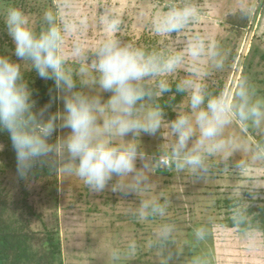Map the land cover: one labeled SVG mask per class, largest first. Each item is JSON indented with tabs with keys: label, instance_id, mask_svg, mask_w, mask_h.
I'll return each instance as SVG.
<instances>
[{
	"label": "clouds",
	"instance_id": "obj_1",
	"mask_svg": "<svg viewBox=\"0 0 264 264\" xmlns=\"http://www.w3.org/2000/svg\"><path fill=\"white\" fill-rule=\"evenodd\" d=\"M203 14L193 0L152 14L137 11L138 26L153 36H185L174 47L146 49L121 38L126 12L110 4L89 12L72 0H58L34 20L13 0H0V29L19 61L0 54V132L8 133L17 175L26 179L37 164L46 165L90 192L110 186L124 197L134 194L139 203L128 204L125 214L153 224L142 241L130 237L109 246L108 264H127L141 252H153L159 264H174V256L183 253L180 230L168 218L171 202L151 180L158 169L205 182L221 171L237 176L236 198L242 190L254 200L264 192V141L253 145L247 139L264 138V86L245 70L226 92L209 89L208 79L227 69L228 57L209 32L190 31ZM93 17L95 37L89 34ZM31 74L53 82L49 102L39 109L29 88ZM177 94L179 104L165 99ZM56 102L62 108L51 111ZM169 112L174 119L167 118ZM233 126L236 132L226 135ZM145 135L162 138L156 153L142 146ZM235 153L245 158L230 168ZM230 220L218 224L209 218L194 227L186 241L192 254L183 264H207L198 249L213 229L240 232L245 252L254 255L261 242L248 226L246 206L234 203ZM169 245L176 251L166 252Z\"/></svg>",
	"mask_w": 264,
	"mask_h": 264
},
{
	"label": "rangeland",
	"instance_id": "obj_2",
	"mask_svg": "<svg viewBox=\"0 0 264 264\" xmlns=\"http://www.w3.org/2000/svg\"><path fill=\"white\" fill-rule=\"evenodd\" d=\"M56 2L58 0H36L28 3L13 0V3L29 12L34 20H38V15L44 7ZM72 2L89 12L102 3L110 4L126 12V23L121 38L134 41L141 47H146L140 42L145 39L144 37L148 36L152 41L161 38L153 36L146 29L138 26L135 20L136 12L144 10L152 14L170 5L169 2L163 3L157 0H72ZM193 2L201 6L204 14L190 31L209 32L212 38L222 45L228 57L227 69L223 73L210 77L207 84L219 76L225 81L224 91L226 92L233 79L241 71L246 70L257 83L264 86V0H193ZM245 23L247 25L241 28L242 31L239 34L237 29ZM5 33L0 29V51L11 55L12 60L19 62L10 50L3 49L4 44L9 42L4 41ZM89 34L93 37L99 35L94 17ZM184 38V35L176 37V39ZM176 39L170 38L169 44H165L164 47H174ZM234 51L237 52V58L232 63L229 59ZM184 74L178 73L176 77ZM107 95L105 94V98ZM58 108H62V104L54 103V111ZM237 128L238 126H233L227 129L226 135L235 133ZM258 137L264 141V138L255 134L248 135L247 139L255 145L257 142H262ZM162 142L159 136L141 137V144L149 153H156ZM2 146L0 152L5 158V151L10 152L8 151L10 148L5 144ZM244 158V153H235L229 167L231 168L235 161ZM219 167L222 169L223 164ZM61 178L64 186L58 179L57 193L45 176L32 180L28 177L23 183L17 173L11 171L7 182L14 200H19L26 195L24 191L28 193L26 199L36 211L33 219L37 229L43 230L45 226L59 229L64 239L65 264H108L109 246L123 244L130 237L142 241L151 232L153 228L151 222L139 224L125 214L124 208L128 204L139 203L134 194L124 197L118 192L107 190L100 193H87L82 183L76 178L62 175ZM238 179L237 176H225L222 171L210 177L207 182L172 171L169 174H162L157 170L152 174L151 180L156 184V190L165 192L171 202L168 218L173 220L180 230L177 243L183 247V253L178 257L174 256V264H183L185 257L192 254L186 243L191 230L209 218L218 224H231V208L237 201L246 206L248 226L255 231L261 242L259 250L254 255L247 254L242 236L237 235L240 232L213 229L208 240L198 251L204 256L207 264H264V231L257 229L258 226L250 222L255 215L251 212L264 208V192L254 200L252 195L242 190L240 197L236 198L232 195V190ZM87 232H95V234L93 236L88 234L87 237ZM86 241L91 244L89 251L85 250ZM168 250L175 252V245H169L166 252ZM127 264H159V257L153 252H141Z\"/></svg>",
	"mask_w": 264,
	"mask_h": 264
},
{
	"label": "trees",
	"instance_id": "obj_3",
	"mask_svg": "<svg viewBox=\"0 0 264 264\" xmlns=\"http://www.w3.org/2000/svg\"><path fill=\"white\" fill-rule=\"evenodd\" d=\"M23 1L24 3H28L29 1L33 2L36 0H22V2ZM157 1L163 3L169 2L168 4L180 3L179 0ZM245 25H247V23L242 24L241 27L237 29L239 34L242 31L241 28H243ZM3 36L6 38L4 41H9L4 44L3 49L10 50L12 48L11 42L6 33ZM144 38L145 39L140 42L146 46L144 47L146 49L163 48L166 46L165 44H169L170 42V38L154 39V41H152L148 36ZM0 54L7 55L4 51H0ZM236 58L237 52L234 51L229 61L234 63ZM179 78L180 76L174 77L173 79ZM207 85L209 89L214 92L221 90L224 91L225 89V81L219 76H216V78L211 80ZM29 88L33 90V99L36 101L37 109H39L41 106L49 102V90L53 88V82L50 80H43L37 75L31 74L29 79ZM165 99L170 100L172 104H179L181 101V96L179 94L175 96H166ZM51 111H54L53 107ZM175 115L176 114L174 112H169L167 118L174 119ZM54 139L55 135L53 137V140ZM258 139L261 140L259 137ZM0 144H5V146L10 148V150H8L10 152H7V150L5 151V158L0 152V264H65L64 239L61 237L59 229H54L48 226H45L43 230L37 229L36 222L33 219V216L36 215V211L34 207L27 201L26 195L28 193L26 191H24L26 195H24L19 200H14L11 197L7 179L11 171L16 173L17 171L15 151L11 146V141L7 132H0ZM158 171L162 174H169L170 172V170L165 168L158 169ZM44 176L47 180H50V185L52 184L51 187L56 193L58 192V179H60L61 185L64 186L61 175L50 171L46 165L41 166L37 164L33 168L29 178L32 180L39 179L40 177ZM69 178L73 179L74 177ZM26 179L20 178L23 183L26 181ZM115 180L116 178L114 177L113 181L110 182V185L111 183H115ZM68 182L70 183V180ZM105 190L111 192L110 186ZM86 191L87 193L90 192L87 189ZM251 213L255 215L250 222L258 226L257 229L264 231V208L259 211H252ZM88 234L93 236L95 232H87V237ZM237 235L241 237V234ZM261 237H263L262 234ZM85 247H87L85 250L88 249L89 251L91 244L86 241ZM82 250H84V248H82ZM98 263H100V261Z\"/></svg>",
	"mask_w": 264,
	"mask_h": 264
}]
</instances>
